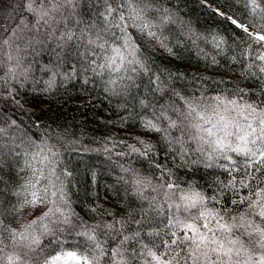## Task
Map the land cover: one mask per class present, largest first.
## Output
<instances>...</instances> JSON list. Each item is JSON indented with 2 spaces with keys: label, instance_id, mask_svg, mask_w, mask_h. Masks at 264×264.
<instances>
[{
  "label": "trees",
  "instance_id": "obj_1",
  "mask_svg": "<svg viewBox=\"0 0 264 264\" xmlns=\"http://www.w3.org/2000/svg\"><path fill=\"white\" fill-rule=\"evenodd\" d=\"M30 2L48 11L47 23L37 25ZM258 35L264 0H0L3 255L44 264L75 251L96 264H153L149 252H167L170 264H209L186 258L191 241L171 244L184 236L173 225L200 226L197 209L184 210L193 193L205 198L201 211L228 220L247 210L233 200L264 188V167L250 170L243 152L212 143L204 112L226 99L264 114ZM32 192L45 203L28 216ZM49 208L29 230L36 252L15 247L9 230L24 232ZM243 239L241 264H254L264 251Z\"/></svg>",
  "mask_w": 264,
  "mask_h": 264
},
{
  "label": "snow or ice",
  "instance_id": "obj_2",
  "mask_svg": "<svg viewBox=\"0 0 264 264\" xmlns=\"http://www.w3.org/2000/svg\"><path fill=\"white\" fill-rule=\"evenodd\" d=\"M40 3L43 4L44 0H40ZM27 8L28 11L37 15V25L40 21L47 23L46 17L48 16V11L33 7L32 2L27 5ZM52 11H58V7L54 6ZM113 11V9L109 8L108 14L111 15ZM119 19L120 21H124L125 17L121 14ZM232 23L236 24V21L233 20ZM145 27H147V25ZM237 27L243 26L237 25ZM244 31L247 32V28H244ZM149 35L154 34L149 33ZM249 35H251V33H249ZM254 39L258 43L264 42V35H258L254 37ZM4 43H7V41H4ZM89 43L96 44V41L89 40ZM97 47L105 48V45L100 43L97 44ZM113 51L116 52V55H119V51ZM259 59L264 60V56H260ZM109 60L114 61L115 57H111ZM262 71H264V69H262ZM252 111L255 112V109H252ZM226 127L227 125H225V128ZM155 130L159 131V129ZM206 131L210 137L215 135L211 128L206 129ZM239 132H243V134L240 135ZM239 132H226L225 137L236 136L237 139L243 141L246 146L248 144H264V114L259 118L257 127H253V125L249 123L246 128H240ZM250 137L251 139H249ZM212 143L221 149H228L238 153L243 152L246 157L250 158L251 162L248 165L250 170L254 169L259 172L261 168L264 167V150L252 151L251 148L242 149L239 146L232 148L230 144H225L224 139H216L212 141ZM248 174L250 175L251 173L249 172ZM253 179L255 178L253 177ZM236 183L235 179L230 181L232 187H235ZM239 183L242 187L248 188V184L244 181H240ZM169 187L172 186L169 185ZM32 195L33 199L31 201L26 199L25 205L31 204L32 206H35L37 203H45L42 197H38L35 193ZM184 199L189 201L184 207L185 211H189V209H197L198 214L191 217V219L199 222L200 226L197 227L195 223L184 224L179 219H176L173 226H182L184 236L182 239H173L171 244H186L188 241H191L192 244L195 245V250H189L185 253L188 260H201L202 258L204 261L209 262V264H241V252H247V249L244 247L243 238H246L248 243L255 244L258 248L264 249V227L261 226V223H264V188L254 190L251 196H244L239 200H233V205H246L247 210L246 212L241 213L238 217H229L228 220H225V215L219 211L214 212L206 208L201 211L198 206L203 205L205 202V198L201 193H193L192 196L184 197ZM177 208L179 210V206H177ZM55 211L59 212L60 209L57 207ZM226 211L227 209L225 212ZM51 215H53V209L49 208L47 212H44L36 220H33L24 232L17 233L15 230H9V236L13 245L15 247H23L27 249L28 252L35 253L37 248H39L40 239L34 234L30 235L29 230H31V233H34L35 228L33 226L38 223L42 224L43 221ZM246 216L256 217L261 223H255L253 220H246ZM65 222H68L66 217ZM212 224H214L215 227L211 226ZM249 229H251V231H249ZM41 231L44 234H48L49 229L47 228V225H43ZM189 233H191V235H189ZM81 235L86 236L89 241H95L96 239L94 233L91 232H84L81 233ZM172 235L175 237L176 233H172ZM127 239L128 238L125 237V240ZM3 243L4 237L3 234L0 233V245H3ZM121 243H123V241ZM237 245H239V247H237ZM97 247H99V245H97ZM164 247L169 248L170 245L165 242ZM3 252L4 247H0V264H24L23 258L20 254L14 253L11 255H3ZM197 252L200 253L199 256L196 255ZM119 254V249L114 250L113 256ZM148 254L153 260H156L158 264H170L169 261L162 259L163 256L168 255L167 252L161 254L160 257L152 252H149ZM25 255H27V253H25ZM172 259H175V257ZM251 259L252 257L249 256L248 260ZM44 264H96V261L95 259L90 261L87 254H78L75 251H67L60 255H56L51 259H46ZM258 264H264V255L259 257Z\"/></svg>",
  "mask_w": 264,
  "mask_h": 264
},
{
  "label": "rangeland",
  "instance_id": "obj_3",
  "mask_svg": "<svg viewBox=\"0 0 264 264\" xmlns=\"http://www.w3.org/2000/svg\"><path fill=\"white\" fill-rule=\"evenodd\" d=\"M202 111H197V113L203 115ZM204 112L205 114L209 115V117H206L207 120L210 121L207 122V124L210 125L207 128H211L215 134L214 136H211L212 139H224L225 144H230L232 148L239 146L242 149L251 148L252 151L264 150V144H248L246 146L244 142L237 139L236 136L225 137L226 132H239L240 128H246L247 124L249 123H251L253 127H257L258 120L261 116L256 112H253L252 108L249 106L244 104H236L226 99H220L218 105L211 106L210 110L205 109ZM225 125H227L226 128ZM239 134L242 135L243 132H239ZM249 139H251V137ZM32 185H34V183H32ZM32 193L30 196H32ZM32 199L33 198H29L28 201H31ZM39 209L40 203H37L35 206L28 204L24 207V214L31 216L32 214L37 213ZM258 221L259 219L256 222ZM262 250L264 251V249ZM257 260L259 261V259ZM258 261H256L254 264H258ZM153 264H158V262L154 260Z\"/></svg>",
  "mask_w": 264,
  "mask_h": 264
}]
</instances>
